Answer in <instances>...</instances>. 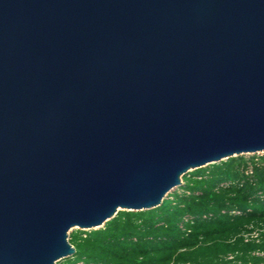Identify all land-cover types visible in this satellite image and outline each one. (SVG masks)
Masks as SVG:
<instances>
[{"label": "water", "instance_id": "1", "mask_svg": "<svg viewBox=\"0 0 264 264\" xmlns=\"http://www.w3.org/2000/svg\"><path fill=\"white\" fill-rule=\"evenodd\" d=\"M264 154V0H0V264Z\"/></svg>", "mask_w": 264, "mask_h": 264}, {"label": "trees", "instance_id": "2", "mask_svg": "<svg viewBox=\"0 0 264 264\" xmlns=\"http://www.w3.org/2000/svg\"><path fill=\"white\" fill-rule=\"evenodd\" d=\"M255 159L190 171L158 207L118 211L99 229L72 232L74 253L55 264H261L252 254L264 252V231L258 242L240 237L264 227V157Z\"/></svg>", "mask_w": 264, "mask_h": 264}, {"label": "built area", "instance_id": "3", "mask_svg": "<svg viewBox=\"0 0 264 264\" xmlns=\"http://www.w3.org/2000/svg\"><path fill=\"white\" fill-rule=\"evenodd\" d=\"M251 157H255L257 160L258 157H264V154L260 155V154H255V155H250ZM246 174H251V167L248 166L247 170L245 171ZM182 182V180H181ZM183 184V182H182ZM185 222H187V219H185ZM180 228L183 229V225L180 224ZM264 231V227H260V228H254L252 226L247 227V229L245 231H242V233L240 234V237L244 240V242H258L260 234ZM252 255L259 257V258H264V252L261 251H255ZM233 256L229 255L227 256V259H232ZM261 264H264V262H262Z\"/></svg>", "mask_w": 264, "mask_h": 264}, {"label": "rangeland", "instance_id": "4", "mask_svg": "<svg viewBox=\"0 0 264 264\" xmlns=\"http://www.w3.org/2000/svg\"><path fill=\"white\" fill-rule=\"evenodd\" d=\"M244 157H245V158H248V157H251V156H250V155H245ZM179 189H180V188H176V189H174L170 194H172L173 192H177ZM166 198H167V197H166ZM76 230H79V229L74 228V229H72V230H70V231L68 232V239H69V235H70L72 232H75Z\"/></svg>", "mask_w": 264, "mask_h": 264}]
</instances>
